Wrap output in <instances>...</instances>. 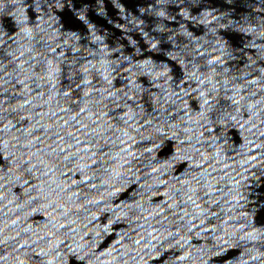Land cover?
<instances>
[{"label":"water","instance_id":"95a60500","mask_svg":"<svg viewBox=\"0 0 264 264\" xmlns=\"http://www.w3.org/2000/svg\"><path fill=\"white\" fill-rule=\"evenodd\" d=\"M0 264H264V0H0Z\"/></svg>","mask_w":264,"mask_h":264}]
</instances>
